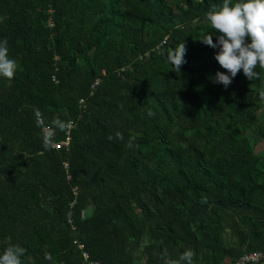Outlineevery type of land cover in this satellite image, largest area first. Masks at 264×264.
Here are the masks:
<instances>
[{
    "label": "trees",
    "instance_id": "1",
    "mask_svg": "<svg viewBox=\"0 0 264 264\" xmlns=\"http://www.w3.org/2000/svg\"><path fill=\"white\" fill-rule=\"evenodd\" d=\"M222 3L0 0V41L18 65L0 78V255L14 244L22 264L264 253V68L212 82L226 70L200 41L217 40L205 14ZM180 43L179 72L166 56Z\"/></svg>",
    "mask_w": 264,
    "mask_h": 264
},
{
    "label": "clouds",
    "instance_id": "2",
    "mask_svg": "<svg viewBox=\"0 0 264 264\" xmlns=\"http://www.w3.org/2000/svg\"><path fill=\"white\" fill-rule=\"evenodd\" d=\"M205 15L217 32V40L214 42L213 36L207 35L200 42L219 49L215 60L226 70L217 72L211 78L212 82L222 84L227 89L241 70L248 80L259 79L260 74L256 68H264V0H237L235 3L233 0H223L219 10L214 9ZM185 54L186 45L180 43L167 53L166 59L180 72L185 63ZM17 68L16 60L9 58L7 40L0 41V78H13ZM259 95L264 101V90ZM149 115L152 113L149 112ZM108 139L114 137L110 135ZM115 139L123 141V134L116 132ZM135 146V138H130L126 147L131 149ZM25 253L26 249L19 244L10 245L0 255V264H22L21 258ZM165 256L164 264H194L195 253L187 249L178 259L167 257V254ZM45 259L51 261L52 257L45 254Z\"/></svg>",
    "mask_w": 264,
    "mask_h": 264
},
{
    "label": "built area",
    "instance_id": "3",
    "mask_svg": "<svg viewBox=\"0 0 264 264\" xmlns=\"http://www.w3.org/2000/svg\"><path fill=\"white\" fill-rule=\"evenodd\" d=\"M39 122L41 124H43V121L41 119H39ZM71 127H72V125L69 126V128H71ZM43 131L46 134H52L53 133L52 129L49 126H45V125L43 127ZM69 134H70V132H68L67 138L65 141H61L59 143L54 144V147L56 149H62L63 147H68L70 144ZM263 262H264V253L253 252V253H250L246 256H243L238 264H249V263L259 264V263H263Z\"/></svg>",
    "mask_w": 264,
    "mask_h": 264
},
{
    "label": "rangeland",
    "instance_id": "4",
    "mask_svg": "<svg viewBox=\"0 0 264 264\" xmlns=\"http://www.w3.org/2000/svg\"><path fill=\"white\" fill-rule=\"evenodd\" d=\"M264 151V141H262L258 146H257V152H262Z\"/></svg>",
    "mask_w": 264,
    "mask_h": 264
}]
</instances>
